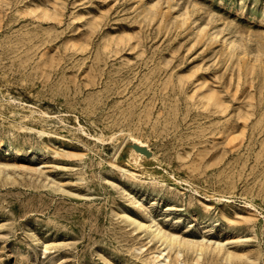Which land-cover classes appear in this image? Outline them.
<instances>
[{
	"label": "rangeland",
	"instance_id": "obj_1",
	"mask_svg": "<svg viewBox=\"0 0 264 264\" xmlns=\"http://www.w3.org/2000/svg\"><path fill=\"white\" fill-rule=\"evenodd\" d=\"M0 264H264V0H0Z\"/></svg>",
	"mask_w": 264,
	"mask_h": 264
},
{
	"label": "bare ground",
	"instance_id": "obj_2",
	"mask_svg": "<svg viewBox=\"0 0 264 264\" xmlns=\"http://www.w3.org/2000/svg\"><path fill=\"white\" fill-rule=\"evenodd\" d=\"M136 142H137V143H136L137 146L144 147V145H143L141 142H139V141H136ZM143 156H144L143 154L137 152L136 150L133 151V153H132V159H133L134 161H140V160L142 159ZM159 232H160V229H158V231H157L154 235H158ZM161 237H162V239H163L164 242H167V243H168V246H170L171 243L175 240L172 236H169V235H167V234H162Z\"/></svg>",
	"mask_w": 264,
	"mask_h": 264
}]
</instances>
